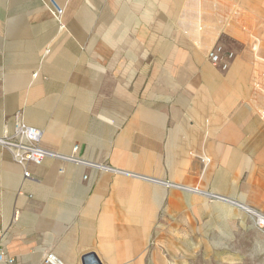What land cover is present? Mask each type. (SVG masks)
Listing matches in <instances>:
<instances>
[{
  "label": "rangeland",
  "instance_id": "374dc122",
  "mask_svg": "<svg viewBox=\"0 0 264 264\" xmlns=\"http://www.w3.org/2000/svg\"><path fill=\"white\" fill-rule=\"evenodd\" d=\"M263 31L264 0H0V138L19 119L44 149L78 146L79 160L111 168L117 154L142 155L147 166L122 167L143 178L135 219L117 173L54 157L22 165L0 143V249L13 264H44L49 251L81 264L90 250L103 264H264V228L238 206L264 213ZM216 43L236 55L227 71L206 56ZM237 64L245 94L229 76ZM220 88L228 103L213 97ZM67 168L84 187L64 182L50 198L45 179ZM188 172L211 198L152 182L183 184ZM98 189L115 194L125 234L101 232L113 214L103 202L81 204Z\"/></svg>",
  "mask_w": 264,
  "mask_h": 264
},
{
  "label": "built area",
  "instance_id": "2783aa9c",
  "mask_svg": "<svg viewBox=\"0 0 264 264\" xmlns=\"http://www.w3.org/2000/svg\"><path fill=\"white\" fill-rule=\"evenodd\" d=\"M206 56L213 66L223 71H227L231 67L236 57L233 51L226 50L221 43H216L210 47L206 52ZM41 135L39 129L31 127L17 119L13 124L10 137H8L9 135H6L2 136L0 139L1 144H7L13 147L15 158L22 165H25L27 160L31 161V164L39 165L48 157H54L75 164L82 163L77 154L78 146L72 148L71 154L56 153L55 151L38 146V142L41 140ZM17 213L18 212H15V214ZM249 213L254 224L260 228H264V213L253 208H251ZM13 261V256L8 255L0 249V264H13ZM43 262L44 264H66L64 260L52 251H49L44 255Z\"/></svg>",
  "mask_w": 264,
  "mask_h": 264
},
{
  "label": "bare ground",
  "instance_id": "6f19581e",
  "mask_svg": "<svg viewBox=\"0 0 264 264\" xmlns=\"http://www.w3.org/2000/svg\"><path fill=\"white\" fill-rule=\"evenodd\" d=\"M264 34V33H263ZM196 57H197V60L198 61H201V56H200V54H196ZM203 70H204V72L207 74V76H209L210 77V79L212 80L215 76L214 75H212L213 73L211 72V70L210 69H208L207 67H204L203 66ZM242 77V76H241ZM240 77V78H241ZM239 78V79H240ZM241 80V79H240ZM242 81V80H241ZM211 82V81H210ZM220 93H221V91H218V90H216V92H215V97L216 96H219L220 95ZM1 136V135H0ZM42 135H41V141H42ZM0 143H1V139H0ZM55 151V150H54ZM57 153V152H56ZM121 156L120 157H118V154H117V157H115L116 158V163H117V165H119L118 166V168H111L110 166H104V165H102V164H100V163H90V162H82L81 164H89L90 166H92L93 168H101L102 170H104L105 172H113V173H117L118 175H117V179H118V183L120 184V185H122V186H124V185H128V186H130L131 187V189H133L134 190V192L135 193H132V195H131V198H130V200L126 203V205H125V207L124 208H126V209H128V214H129V216H132V217H134L135 219H136V217H139V216H141L143 213L139 210V207L141 206V204H139V203H137V199H138V197L137 196H139V193H138V191H137V188H138V185H139V182H140V180L141 179H143L140 175H138V174H136L135 172H133V171H130V170H125L124 168H122L124 165L126 166H130V167H133V168H139V167H143V169H145L147 166L144 164L145 163V161L143 160V157H142V155H130V154H125V153H122V154H120ZM61 157V156H60ZM48 158H50V157H48ZM153 159V158H152ZM46 160V159H45ZM145 160H146V158H145ZM147 161V160H146ZM150 161V160H149ZM154 161V160H153ZM44 162V161H43ZM152 162V161H151ZM175 162V158L174 157H168V161H167V164L169 165V166H171L173 163ZM153 163V162H152ZM41 164H43V163H41ZM41 164H39V165H41ZM38 165V166H39ZM35 166V165H34ZM82 167V166H81ZM143 169H141V170H143ZM147 170V169H146ZM191 170V169H190ZM61 172H63V171H61ZM110 176V175H109ZM185 178H188V179H191V181H189V182H184L183 184H177V183H167V182H161V181H159L158 179H153L152 180V182H153V184H154V186L155 185H158V184H162L164 187H166V186H169V187H174V188H179V189H181V190H184L185 192H188V193H197V194H202V195H205V196H207V197H209V198H211L212 197V195L211 194H208V193H206V191H204V190H201L199 187H196L195 186V183H194V181H195V178L191 175V173L190 172H188L187 174H186V177ZM109 180V179H108ZM105 181V180H104ZM117 181V180H116ZM102 182V181H101ZM105 184V183H104ZM101 185H102V183H101ZM100 185V186H101ZM105 185H103V187H104ZM105 189V188H104ZM174 190V189H173ZM137 191V192H136ZM174 195H176V196H179V193L178 192H175V191H172V196H174ZM217 199H219V200H224V198L223 197H221V196H218L217 197ZM230 202H232V203H235V202H233V201H230ZM177 203V202H176ZM175 205H178V204H175ZM238 206L240 207V208H242L244 211H251V208L250 207H247L246 205H243V204H238ZM113 214H112V218L110 219V220H108V221H106V220H99V222H100V229H101V232L102 233H104V231H105V228L106 227H108V228H110V233H113V234H115V233H117V232H119V230H120V233H122V234H125L124 232H126L127 231V229H126V227L124 228V230L123 229H117V226H118V224H117V222H116V219L121 215L120 213H122L121 212V210H117V209H114V210H112L111 211ZM124 213V212H123ZM143 217V216H142ZM122 218H123V216H122ZM133 218V219H134ZM144 219V218H143ZM125 220V219H124ZM138 220V219H137ZM118 221V220H117ZM134 221H136V220H134ZM120 222H122V221H120ZM125 222V221H124ZM137 222V221H136ZM136 222H135V224H136ZM148 221L147 220H143V222H142V227L141 228H143V225L145 226V225H147L148 223H147ZM126 223H128V222H126ZM126 223H125V225H126ZM132 223H128V229L129 230H131V228H132V226L134 225H131ZM139 224V223H138ZM140 225V224H139ZM103 240H105V238H103ZM106 240H108V239H106ZM106 247H108L107 245H106ZM66 263V262H65ZM67 264V263H66Z\"/></svg>",
  "mask_w": 264,
  "mask_h": 264
},
{
  "label": "crops",
  "instance_id": "0c3cea01",
  "mask_svg": "<svg viewBox=\"0 0 264 264\" xmlns=\"http://www.w3.org/2000/svg\"><path fill=\"white\" fill-rule=\"evenodd\" d=\"M46 4L48 5V3H47V1H46ZM241 28L243 29L244 27L243 26H241ZM262 33H264V31L262 32ZM264 35V34H263ZM262 41H264V36L262 37ZM233 64V63H232ZM232 66V65H231ZM258 68V67H257ZM259 72V74H262V71H258ZM244 74H245V70H244V67H243V65H241V64H237L236 66H235V68H234V71H232L230 74H229V76H232V77H236L237 78V81H236V84H239V87L237 88V91H238V93L239 94H241V93H243V94H245V92L244 91H247L248 89H252V87L253 86H251V85H248V86H246V85H242V78L244 77ZM242 76V77H241ZM241 77V78H240ZM241 80H240V79ZM256 79H259V78H261V76H259L258 74H257V76L255 77ZM227 82H229L228 80H227ZM233 81H230L229 83L231 84ZM207 84L208 83H210V82H206ZM218 91H221V93H220V95L219 96H216V98H225L224 100H222V102H221V104H223V103H228V101L229 100H231L232 98H233V96L231 95V94H228V93H226L225 92V89H223V88H220V89H217ZM248 93V92H247ZM213 97H215L214 95H213ZM255 100V99H254ZM259 102H258V104H259V106H260V108H259V110H257V112L260 114V115H264V98H258L257 99ZM264 119V118H263ZM229 135H231V136H236V133L235 132H233L232 134H229ZM42 141H43V137H42ZM264 154V153H263ZM115 157V156H114ZM114 161H115V158H114ZM45 162V161H44ZM109 179V180H108ZM105 180V181H104ZM102 181V182H101ZM109 181H110V178H108L105 174L103 175V176H101V180H100V182H99V187H100V184L102 183V185H105L106 186V188H108L109 187ZM64 182H68L69 184H73L75 187L76 186H79V187H84V185H82V182H81V179H80V174H78V172L74 169H71V168H67V170L65 171V175L63 176V177H61V176H57V175H55V174H52V176L50 177V178H46L45 179V184L49 187V196H50V198H52V195L55 193V192H57L58 191V189H59V186H61ZM105 183V184H104ZM105 194V193H104ZM104 194H101L100 195V192H99V189H98V194L97 195H95V197H92V196H90V197H88L86 200H84V199H82L81 200V204H84L85 202L89 205V206H93V207H98L100 204H102L101 202H103V211L101 212V213H103V212H107V213H109V212H111L112 210H114V209H116L115 207H116V202H117V198H116V196H115V194L114 193H112L111 195H110V197L109 198H105V196H104ZM218 196H221V197H223L224 198V200H220V201H223V202H225L226 204L228 203V204H235V205H237L236 204V202L235 203H232V202H230V201H233L231 198H226V197H224L223 195H217V196H214V197H218ZM105 198V199H104ZM219 200V199H218ZM119 201V204L123 207V199H119L118 200ZM234 202V201H233ZM241 203V202H240ZM241 204H243V205H246V203H241ZM247 206V205H246ZM247 207H249V206H247ZM49 208V209H48ZM52 209H53V205H52V199H50V205H49V207H48V205H47V207H46V210L48 211V210H50L49 211V213L52 215ZM242 209V208H241ZM101 213H99V214H101ZM100 234H101V238H102V240H103V235H102V233L100 232ZM115 236H111V238L110 239H108V240H111V239H113ZM108 240H104V241H108ZM111 244H109V246H110ZM111 247V246H110ZM82 254L83 253H81V255H80V259H81V256H82ZM8 255H11V256H14L13 254H11V253H9L8 252ZM66 261V260H65ZM66 263L67 264H70L71 262H69V261H66Z\"/></svg>",
  "mask_w": 264,
  "mask_h": 264
},
{
  "label": "water",
  "instance_id": "95a60500",
  "mask_svg": "<svg viewBox=\"0 0 264 264\" xmlns=\"http://www.w3.org/2000/svg\"><path fill=\"white\" fill-rule=\"evenodd\" d=\"M81 264H103L94 251H86L81 256Z\"/></svg>",
  "mask_w": 264,
  "mask_h": 264
}]
</instances>
